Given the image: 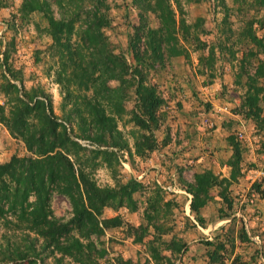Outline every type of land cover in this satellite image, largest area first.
<instances>
[{"label":"rangeland","instance_id":"obj_1","mask_svg":"<svg viewBox=\"0 0 264 264\" xmlns=\"http://www.w3.org/2000/svg\"><path fill=\"white\" fill-rule=\"evenodd\" d=\"M22 1L0 0V84L5 75L19 88V97L27 101L25 94L34 101L48 102L52 115L66 126L68 132L74 130V133H70L72 140L86 151L106 149L79 137L75 122L64 120L70 106L62 108L63 97L57 83L61 65L53 41L46 32L47 21L41 12L23 16L20 13ZM169 1L177 22L183 19L187 25L195 28L190 31L189 42H179L186 49L187 57L173 58L164 70L147 72L149 82L156 85L158 93L165 100V105L159 110V125L152 130L155 150L143 158L134 154L133 136L144 132L129 122L135 107V101L130 97L125 102L126 114L118 121V129L126 139L132 156L126 151H119V163L112 170L104 164L94 169L88 166L86 170L101 188H113L130 179L142 185V189L133 195L137 203L135 211L126 206L102 210L100 220L119 217L121 224L115 228H105L98 238L91 236L97 249L105 250L99 264H155L149 252L150 244L158 247L160 253L168 258V262L162 264H224L228 260L240 264H263V238L260 234L250 235L248 229L250 219L255 220L260 213L263 214L257 204L259 200H264V174H260L264 172V92L259 104L262 109L261 122L245 116L242 102L248 88V76L255 75L259 64L264 65V6L258 5L259 0H177L182 11L180 13L175 0ZM106 4L109 6L111 25L103 32L114 53H123L132 62L127 46L128 35L132 34V27L139 22V10L132 0H106ZM50 9L58 19L57 7L51 4ZM249 24L252 34L262 41L263 46H256L243 35ZM79 27L77 24L78 33ZM194 34L197 40H194ZM74 42H79L76 35L72 38ZM198 42L205 45L203 50H197ZM211 49L214 53L213 67L209 71L204 69L201 74L203 66L199 63V57H206ZM6 67L13 71L15 80L8 77ZM108 84L116 86L114 81ZM258 85L264 88V76L260 77ZM6 100L7 97L0 91V105L5 107L7 113L9 106ZM240 122L247 127L244 140L237 138ZM230 136L242 150L241 176L235 183L242 184L243 192L240 199L238 194L229 196L231 208L222 202V208L215 209L216 218L233 213L237 215L224 227L208 235L199 229L190 205L186 211V200H192V196L186 192L181 181H193V175L201 170H194L193 163L198 158L218 156L228 160L232 153L227 141ZM29 155L23 141L10 135L0 123V164L9 162L14 156L22 158ZM258 186L259 192H256ZM157 190L159 194H156ZM211 193L212 196L216 195V191ZM158 195L161 197L158 218L148 223L145 213H150L149 203ZM50 209L58 219L67 221L72 217L68 201L58 194L52 195ZM204 223L203 229L206 230V221ZM139 227H146L147 234L141 242H136L133 228ZM153 240L157 242H151ZM160 240L166 244L179 240L185 247L172 256L171 251L159 244ZM27 242L22 233L7 228L0 220V264H28L31 258H9L14 257L17 245L23 249ZM206 242L212 246H206ZM192 245L199 248V254L194 259L187 255ZM213 254L215 257L211 261ZM260 255L263 261H260ZM51 262L50 258H45V263Z\"/></svg>","mask_w":264,"mask_h":264},{"label":"trees","instance_id":"obj_2","mask_svg":"<svg viewBox=\"0 0 264 264\" xmlns=\"http://www.w3.org/2000/svg\"><path fill=\"white\" fill-rule=\"evenodd\" d=\"M175 2L182 13L180 4L177 0ZM132 3L139 10V22L128 35L127 46L132 57V62H129L123 53H114L103 32L111 25L106 0L22 1L20 13L23 16L41 12L47 21L46 32L53 41L61 65L57 83L61 87L62 108L70 106L64 120L75 122L79 137L106 149H83L71 138L70 133L74 130L68 132L66 126L52 115L47 99V103L34 101V98L24 94L28 98L26 101L19 97V88L3 75L0 91L7 97L9 110L6 113L5 107L0 105V123L10 135L22 140L30 153L27 157L14 156L9 162L0 164V220L7 228L22 233L24 240L28 241L23 249L16 244L14 257H9L11 259L31 258L28 264H49L45 263V258L52 260L50 264H99L105 250L97 249L91 236L98 238L105 228L121 224L119 217L100 220L102 210L126 206L135 211L137 208L133 195L142 189L140 183L130 179L113 188H101L86 170L88 166L93 168L100 164L112 170L119 163V151H126L132 156L126 139L118 129V121L126 114L125 102L130 97L135 101V107L129 122L144 132L133 136L134 154L143 158L155 150L152 130L159 125V110L165 105V100L156 85L149 82L147 72L164 70L173 58L187 57L186 49L179 42H189L190 31L195 26L187 25L183 19L177 22L169 0H132ZM51 4L58 9V19L53 16ZM258 5L264 6V0H259ZM224 8L228 10L225 5ZM151 22L154 24L151 25ZM77 24L80 26L79 33ZM251 24L243 35L261 47L262 41L252 34ZM74 35L79 37L78 43H72ZM193 36L197 40V36ZM198 43L197 50H203L205 45ZM213 55L211 49L206 57H199L203 66L201 74L204 69H212ZM6 64L7 58L4 59V67ZM5 72L8 77L16 79L8 67ZM263 76L264 65L259 64L255 75L247 78L248 88L242 102L245 116L256 122L263 120L259 104L263 100L261 94L264 88L258 85ZM111 81L116 86H109ZM227 141L232 150L226 162L230 168L228 178L220 179L208 170L195 173L192 182L181 181L186 192L192 196L190 211L202 228L205 223L199 214L212 200L211 192L218 189V195L231 208L227 190L241 176V147L232 136ZM158 191H155L156 194H159ZM256 192H259V186ZM54 193L65 198L71 207L72 217L67 221L56 218L50 209ZM160 200L158 195L149 203L150 213H145L148 223L157 220ZM133 230L136 242H141L147 234L146 227ZM159 244L171 251L172 256L185 247L179 240L167 244L160 240ZM206 246L212 245L206 242ZM149 252L155 264L168 262L158 247L150 244ZM213 256L215 254L210 256L211 261Z\"/></svg>","mask_w":264,"mask_h":264},{"label":"crops","instance_id":"obj_3","mask_svg":"<svg viewBox=\"0 0 264 264\" xmlns=\"http://www.w3.org/2000/svg\"><path fill=\"white\" fill-rule=\"evenodd\" d=\"M185 154H187V153H185ZM226 157H227V155H226ZM225 160H227V159L223 160L221 158H218V156H214L211 158L203 157L202 159L198 158L195 162L193 161L194 162L193 164L195 167L194 170H196V172H198L199 169L201 168V170L199 172L204 171V170H207V171L209 170L214 175L218 176L220 179L228 178L230 175V168L227 166V164H226L227 161H225ZM201 164H204V165L201 166ZM208 164H212V165L208 166ZM260 174H264V172L262 171V172H260ZM248 176L249 175L246 176L247 179L249 178ZM241 185L242 184H237L235 182L232 183V185H230L228 190H227L228 193H230L232 191V194L227 193L228 197L231 195L234 196V195L238 194L239 199H240V196L242 195V192H243ZM246 190H247V187H246ZM213 191H216V195L213 196L212 200L207 202V204L200 210V217L203 219V221H206L207 228H206V230H204L201 227L199 229L204 234H208V235H210V232L217 231L221 227H224L225 224H228L227 222H229L230 219H232L234 216L237 215V214L233 213L232 215H229L228 217L216 218L217 215H216L215 209L217 210L219 208H222L223 200L218 195V189L215 188ZM190 202H191V199L188 198V200H186V205H185L186 211L189 210ZM258 203L259 204H257V206L262 210L261 212L263 214L260 213V215L257 216V219H255L256 221L253 219L251 220L249 218L250 219V222H249L250 227H249L248 231L250 230L249 231L250 235L253 234L254 236H257V234H260V236L263 238V241H264V200H259ZM211 227H212V229H211ZM207 239H209V238H207ZM198 250H199L198 246L192 245L191 247H189L187 255L192 257V259H194L199 254ZM200 252H202V251H200ZM204 252H208V251L204 250ZM260 253H262V251ZM260 261H263L262 255H260Z\"/></svg>","mask_w":264,"mask_h":264},{"label":"built area","instance_id":"obj_4","mask_svg":"<svg viewBox=\"0 0 264 264\" xmlns=\"http://www.w3.org/2000/svg\"><path fill=\"white\" fill-rule=\"evenodd\" d=\"M246 134H247V127L243 122H240L239 130L237 132V138L239 140H244L246 138ZM224 264H240V263H237L234 260H230V261L228 260V261H225Z\"/></svg>","mask_w":264,"mask_h":264}]
</instances>
